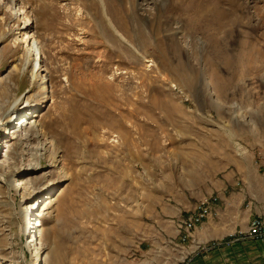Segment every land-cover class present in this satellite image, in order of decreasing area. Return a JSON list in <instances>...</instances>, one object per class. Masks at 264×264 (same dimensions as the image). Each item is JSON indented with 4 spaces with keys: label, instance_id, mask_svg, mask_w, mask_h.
<instances>
[{
    "label": "rangeland",
    "instance_id": "1",
    "mask_svg": "<svg viewBox=\"0 0 264 264\" xmlns=\"http://www.w3.org/2000/svg\"><path fill=\"white\" fill-rule=\"evenodd\" d=\"M112 2L134 11L120 7L126 29L104 30L97 18ZM27 22L31 42L22 41ZM35 52L46 71L30 86L23 66ZM2 55L0 100L22 96L28 109L4 127L0 162L39 104L32 118L50 121L53 145L34 173L15 179L60 181L20 205L22 189L0 180V264L46 254L48 264H187L192 240L158 227L162 203L182 197L188 217L207 201L210 215L211 198L200 197L228 185L227 174L231 188L245 189L238 164L264 172V0H0ZM11 70L19 88L3 78ZM33 154L19 149L0 163L2 176ZM255 218L264 211L234 234L260 241L246 234ZM229 242L207 241L205 252Z\"/></svg>",
    "mask_w": 264,
    "mask_h": 264
},
{
    "label": "crops",
    "instance_id": "2",
    "mask_svg": "<svg viewBox=\"0 0 264 264\" xmlns=\"http://www.w3.org/2000/svg\"><path fill=\"white\" fill-rule=\"evenodd\" d=\"M259 156L264 166V152L259 153ZM245 165L247 169H243L242 164L236 167L237 171L243 174L241 178L245 182L244 190L235 191V187L231 188L236 183L233 181V173H229L226 175L230 176L228 185L217 183L215 190L218 193L209 189L207 194L200 197L211 198V214L194 231L195 239L202 244L212 239H230L229 244H222L208 252L197 251L187 264H264V241L239 238L234 234L246 228L251 216L264 211V172L259 170V165H256L257 170H254L251 161L245 162ZM229 188L231 189L226 191ZM180 200L184 201L182 197ZM181 202L162 203L159 207V218L156 219L160 229L175 237L180 236L175 219L181 215L186 217L193 209L190 210L189 204ZM187 209L189 211L186 212Z\"/></svg>",
    "mask_w": 264,
    "mask_h": 264
},
{
    "label": "bare ground",
    "instance_id": "3",
    "mask_svg": "<svg viewBox=\"0 0 264 264\" xmlns=\"http://www.w3.org/2000/svg\"><path fill=\"white\" fill-rule=\"evenodd\" d=\"M123 2V1H122ZM121 3V2H119ZM119 3L117 5H119ZM133 7V5H130V7ZM120 7L123 6H114V2L109 3L104 7V9L100 12H97V18L99 19L100 17L103 18V21L101 22V25L103 29L105 30L106 28L109 27V25L115 24L118 28L126 29L125 26L127 25L124 21L118 19V14L119 10H121ZM134 8V7H133ZM132 11L130 8L123 7V11L121 13L123 15H126L129 17L131 14H129ZM136 10V9H135ZM218 10V9H214ZM213 10V11H214ZM212 11V12H213ZM121 15V14H120ZM134 15V14H133ZM110 16V21L111 23L106 22V17ZM106 19V20H105ZM216 19V18H215ZM108 21V20H107ZM127 21V20H126ZM32 23L27 22L22 28H20L24 32L23 35V42H29L30 39L33 37L31 35L32 32H28V28H30ZM130 29V25L128 27ZM5 37V36H4ZM31 42V41H30ZM3 55L0 56V60H2ZM2 62V61H1ZM42 62L44 63V56H42L41 53H34L33 57L30 56L27 59V62L23 66V70L26 68H29L30 70V86L35 83V81H39V84L43 82L40 81V77L43 75V72L46 71V68L42 66ZM21 69V68H20ZM23 72V71H22ZM16 71L11 70L8 74L4 75L3 78H5L8 82L11 83L13 87L19 88L17 85L16 81L14 80ZM21 99L22 96L18 98H13V99H8L6 98L5 100H0V136L3 134V129L9 124L13 123L14 117L17 115H20L22 112L27 111L28 106L27 105H21ZM36 102V101H34ZM39 104H35L33 107H35V111L33 112L32 116L26 118V119H21L20 124H17L15 128L13 129V134L11 136L12 139H15V141L11 144H8V148L6 152L3 155V162H0L1 164H6L11 161V159L14 158L15 154L18 152L19 149L21 150H35L36 154H33V162L31 161L28 164H21L20 166L16 167L13 169L12 174H10V177L5 179L2 176V173L0 172V180L6 183L8 186H11L15 191H18L22 189V192L24 193L20 202V205H22L23 201H27L31 199V197H39L41 194L49 191L52 187H54L56 184L59 183V179L53 180V179H46L45 184H39L38 181H36V177L34 175H28L26 178L21 180L19 184L17 183V180L15 179L16 176L18 175H23L24 173L29 172V173H34L37 170V167L40 166L42 163V159L45 156V152L47 148L51 147L53 145V140L49 136L50 132V121H46L45 119H33L32 117H36L38 115L35 114V112L39 109L38 108ZM35 155V156H34ZM21 156V155H20ZM57 162L59 160L57 159V156H53L52 159L50 160V163L52 166H56ZM2 167V166H1ZM3 170V169H2ZM4 173V172H3ZM54 198V197H53ZM51 198H48L43 202V207L41 211H36L34 210L37 202H35L32 206V211H36L37 213L35 214L39 218H41L44 214V210H46L48 204L50 203ZM23 209V208H22ZM29 211L26 212V210H23V216L28 217ZM186 217H183L181 219H185ZM180 219V220H181ZM179 221V220H178ZM42 224L41 222L37 223L35 227H40L39 230H37V234H35V239L37 237H40L42 234ZM177 230L180 232V236H183L184 230L177 225ZM196 230V227H195ZM190 233L193 238V245L189 246L188 248L185 249V255H183V259L185 257H188V261L191 259V257L197 252V251H202L205 252L206 250H200L203 246L206 244H202L198 242L195 237H194V231ZM25 233H27L29 230V225L26 222L25 227H24ZM33 241V239L31 240ZM191 253V254H190ZM190 254V255H189ZM53 256L52 258H54ZM51 258L50 254H46L45 256H41L39 258H36V260L32 264H48V260Z\"/></svg>",
    "mask_w": 264,
    "mask_h": 264
},
{
    "label": "built area",
    "instance_id": "4",
    "mask_svg": "<svg viewBox=\"0 0 264 264\" xmlns=\"http://www.w3.org/2000/svg\"><path fill=\"white\" fill-rule=\"evenodd\" d=\"M209 204L207 201H202L198 206V211L193 215H189L185 219L179 220L177 225H179L183 230L184 234L181 237V241H186L187 239H192V231L194 228L203 221L209 215ZM247 228L246 234L248 237L257 238L260 241H264V218H255L253 219ZM208 247L203 246L200 250H207ZM191 254V253H190ZM189 254V255H190ZM188 262V257H185Z\"/></svg>",
    "mask_w": 264,
    "mask_h": 264
}]
</instances>
